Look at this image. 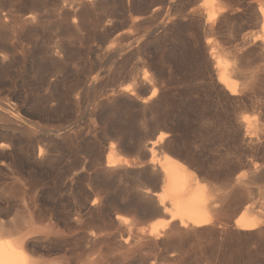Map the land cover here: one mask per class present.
Listing matches in <instances>:
<instances>
[{
    "label": "rangeland",
    "instance_id": "obj_1",
    "mask_svg": "<svg viewBox=\"0 0 264 264\" xmlns=\"http://www.w3.org/2000/svg\"><path fill=\"white\" fill-rule=\"evenodd\" d=\"M263 5L0 0V233L39 264H264ZM159 134L157 155L215 189L213 224L148 234L167 218L145 158ZM110 146L130 164L107 165ZM241 213L259 226L238 230Z\"/></svg>",
    "mask_w": 264,
    "mask_h": 264
},
{
    "label": "bare ground",
    "instance_id": "obj_2",
    "mask_svg": "<svg viewBox=\"0 0 264 264\" xmlns=\"http://www.w3.org/2000/svg\"><path fill=\"white\" fill-rule=\"evenodd\" d=\"M202 2L204 4H208V0H202ZM259 14L261 16V34L264 36V5L259 7ZM261 34L259 33V36ZM211 48L214 49L218 80L224 84L230 93H235V84L233 83L232 75L234 74V70L237 68V58L234 54V56L231 54L230 58L228 56V52H225V49L217 44L215 47ZM252 77L253 75H251L250 78ZM153 95L154 90H152L147 97L151 98ZM163 135L159 134L156 140L151 141L148 162H153V164L154 162L157 163L160 167V171L162 172V178L164 179L163 184H161L162 189L161 192L158 191L155 195L157 196L156 198H158L159 204L163 207V211H160L167 214V218L156 219L150 223L148 227V234L152 237L158 236L160 231L167 228V226L168 228L169 225L171 227L170 222L174 220V222H178L177 225L179 224V226H182L181 228L190 226L193 228V231H198L201 227L206 224L208 225L211 221L213 222L208 214L207 207L209 206V202L215 192V189H213L211 185L206 184L203 180L198 179L199 177H197L196 174L179 159L167 153H162L161 155L156 154L157 152L154 146L157 141L161 140ZM112 151L113 149L110 146L109 152L106 156L107 165H115L120 162L125 164L129 163V160L126 158H112ZM236 182L238 183V181ZM239 184H241V180ZM233 187L234 186H232V188ZM166 202L168 203L167 206ZM216 207L217 204H214V208ZM213 210L217 211V209ZM261 218L264 220L263 217ZM261 218L252 216L251 214L241 213L234 219L233 224L236 228H238V230H251L252 228L259 226L262 220ZM258 220H260V222ZM212 222L210 224L214 223ZM177 225L174 223V226ZM261 228L262 227H260V229ZM4 233L5 232L0 233V264H39V262H37L38 260L31 255H27L23 251L21 243L15 239L9 238L8 235Z\"/></svg>",
    "mask_w": 264,
    "mask_h": 264
},
{
    "label": "trees",
    "instance_id": "obj_3",
    "mask_svg": "<svg viewBox=\"0 0 264 264\" xmlns=\"http://www.w3.org/2000/svg\"><path fill=\"white\" fill-rule=\"evenodd\" d=\"M178 132V129H172V133Z\"/></svg>",
    "mask_w": 264,
    "mask_h": 264
},
{
    "label": "water",
    "instance_id": "obj_4",
    "mask_svg": "<svg viewBox=\"0 0 264 264\" xmlns=\"http://www.w3.org/2000/svg\"><path fill=\"white\" fill-rule=\"evenodd\" d=\"M145 158H146V159H149V155H146Z\"/></svg>",
    "mask_w": 264,
    "mask_h": 264
}]
</instances>
